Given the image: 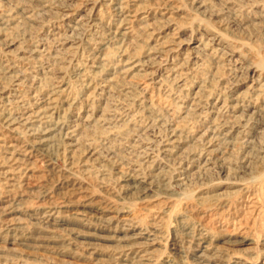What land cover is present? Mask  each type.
<instances>
[{
  "label": "rangeland",
  "instance_id": "obj_1",
  "mask_svg": "<svg viewBox=\"0 0 264 264\" xmlns=\"http://www.w3.org/2000/svg\"><path fill=\"white\" fill-rule=\"evenodd\" d=\"M0 264H264V0H0Z\"/></svg>",
  "mask_w": 264,
  "mask_h": 264
},
{
  "label": "bare ground",
  "instance_id": "obj_2",
  "mask_svg": "<svg viewBox=\"0 0 264 264\" xmlns=\"http://www.w3.org/2000/svg\"><path fill=\"white\" fill-rule=\"evenodd\" d=\"M125 6H126V5H125ZM127 15H128V14H127ZM125 16H126V14H125ZM55 101H56V100H55ZM41 111H42V110H41ZM35 114H36V113H35ZM36 115H37V114H36ZM40 118H41V117H40ZM46 119H47V118H46ZM48 119H50V118H48ZM28 120H30V118H29ZM31 120H32V117H31ZM25 121H27V120H25ZM41 128H42V127H41ZM47 130H48V129H47ZM47 130H46V131H47ZM46 131H45V132H46ZM48 131H49V130H48ZM45 132H44V133H45ZM52 212H53V211H52Z\"/></svg>",
  "mask_w": 264,
  "mask_h": 264
}]
</instances>
